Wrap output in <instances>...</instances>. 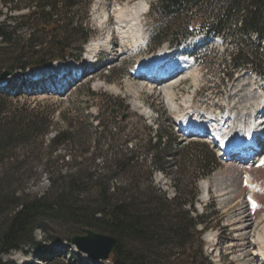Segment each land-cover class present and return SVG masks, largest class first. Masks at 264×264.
Returning <instances> with one entry per match:
<instances>
[{
  "label": "rangeland",
  "instance_id": "374dc122",
  "mask_svg": "<svg viewBox=\"0 0 264 264\" xmlns=\"http://www.w3.org/2000/svg\"><path fill=\"white\" fill-rule=\"evenodd\" d=\"M88 1L77 0V7L73 9L75 16H79V20L83 22L88 16ZM155 2L156 0H92L90 18L86 24L89 32H92L88 44L98 40L103 45L100 48H84L82 64L86 66L83 77L70 82L66 80L63 83V93H56V89L62 86L45 85L47 78L40 74L43 72L33 76L29 71L24 74V80L18 79L19 73L13 74L5 80L4 90L15 83L19 86L18 90L27 93L19 98H11L12 102L24 104L28 101L31 106H53L55 127L48 139L65 129L63 115L77 120L78 124L75 143L55 145L49 149V141L44 138V142L40 141L42 146L38 147L39 153L31 155L33 157L4 158L0 162V179L9 174L13 179L21 180L15 187L30 195H41L50 187L51 175L75 172L82 160L88 173L98 168L99 172L109 175L114 171L110 166V169L106 168V165H110V158H121L124 154L129 156L130 150H133V154L138 152L134 156L139 158L140 165L125 177H134L139 182L134 181L138 187L145 188L152 179L154 187L173 196L174 187L169 178L179 176L183 180L181 192L184 198L195 187L199 188V202L196 206L207 222L203 235L204 256L202 258L199 255L196 238L188 244L185 254L181 249L177 250L172 257L176 263L264 264V249L260 248L258 238V234L264 237V149H260L256 159L251 156L243 162L237 161L220 155L219 147L212 142L207 131L201 136L186 137V131L177 129L184 117L187 118L184 119L186 122H204L208 130L220 131L222 135H217L221 138H217L219 141L227 137L225 142L239 145L245 137L239 138L250 133V130L247 132L245 129L249 125L254 127L255 134H259L256 135L257 138H262L264 124L260 123L264 119V81L249 70L233 68L228 62V55L235 49L234 45H226L220 40H204L202 34L198 35L203 24L202 13L193 19L184 15L178 22L167 23L158 17L159 13L156 15L153 11L152 5ZM139 3L143 5L139 18L142 37L133 34L135 37L129 35L128 38L118 30L120 25H127L126 21L120 22L118 13L132 11ZM26 11L23 9L10 13V9L0 0V23L7 20L6 16ZM156 19L160 20L163 27L166 25V30L170 28V31L163 39L164 43L153 51L149 35L153 28L152 22ZM187 28L196 29V32L187 37L182 48L178 52L175 49L178 50L180 46L168 48L169 39L175 38L172 32L181 35ZM76 38L74 37L78 40ZM160 55L168 56L171 67L175 65L185 69L180 70L173 89L170 90L174 102L178 104L179 113L171 111L167 90L159 88L157 82L146 79L142 72L153 62L155 65ZM179 79L181 80L177 82ZM34 87L40 92L29 96ZM88 88L100 94L91 96L87 92ZM190 105L191 110L188 108ZM112 108H115L114 112L111 111ZM255 134L252 132V135ZM256 136H253L255 140ZM158 137H162L164 141L174 138V143L177 138V143H173L172 148H184L187 151L186 158L190 159L199 158L200 145L208 144L209 149L216 153L218 163L210 169L207 177L201 176L198 168L191 164L183 171L170 164L166 172L153 169L150 159L157 158V153H147L144 149L150 139L156 140ZM179 157H184V154ZM103 162H107L105 167ZM247 173L251 175L247 178L253 180L255 191L246 186ZM205 181L208 183L207 191L202 185ZM242 211H246L255 223L253 228L244 229L241 226L243 224L236 222ZM48 222L52 221L46 220L43 224L48 226ZM66 228L63 223L57 222L50 234L65 237ZM202 228L199 225V229ZM35 237L41 242L40 246L11 251L3 254V259L14 264H46V258L52 253L60 261H69L70 264L91 262L70 241L50 240L41 229L36 230ZM195 255L199 256L194 261ZM93 264L112 263L97 261Z\"/></svg>",
  "mask_w": 264,
  "mask_h": 264
},
{
  "label": "trees",
  "instance_id": "16d2710c",
  "mask_svg": "<svg viewBox=\"0 0 264 264\" xmlns=\"http://www.w3.org/2000/svg\"><path fill=\"white\" fill-rule=\"evenodd\" d=\"M1 1L10 13L27 11L6 16L7 20L0 23V74L8 70L19 73L18 78L24 80V74L31 68L56 61L81 60L84 46L92 36L86 27L92 0L88 1V16L84 22L73 12L77 0ZM152 7L167 23L178 22L184 15L193 19L202 13L203 24L198 35L202 34L204 40L214 38L234 45L228 62L233 68L249 70L264 81V0H156ZM159 21H153L150 30L153 51L164 43L170 31ZM195 32L196 29L191 28L181 35L172 32L175 38L169 39V46L182 48L187 37ZM12 84L0 90V162L4 158L33 157L39 153L40 141L48 139L55 127L53 106L12 102L11 98L27 94L13 92ZM38 92L33 88L28 95ZM87 92L91 96L100 94L91 88ZM62 117L65 129L48 139L49 149L75 143L77 139L78 121ZM175 139V143L174 138L164 141L162 137L148 141L145 152L157 153V158L150 159L152 168L166 172L170 164L183 171L191 164L198 168L201 176L207 177L218 163L216 153L208 144H201L199 158H186L184 148H172V144L177 143ZM134 154L130 150L129 156L110 158V165L103 162L104 167L114 170L109 175L99 172L98 168L88 173L82 160L75 172L51 175L50 187L41 195H30L15 187L21 180L9 174L0 179V264H14L5 261L3 254L40 246L41 242L35 237L39 229L54 241H70L86 228L115 236L119 246L109 258L112 264H178L172 257L178 249L185 254L188 244L196 238L199 255L203 258L207 222L196 206L199 188L195 187L184 198L183 180L179 176L169 178L174 187L173 196L154 187L152 179L145 188L138 187L134 177H125L140 165ZM182 154L184 157L180 158ZM46 220L52 222L46 226L43 224ZM57 222L67 226L65 237L51 236ZM199 225L203 228L199 229ZM53 255L46 258V264H70ZM199 255L194 256V261Z\"/></svg>",
  "mask_w": 264,
  "mask_h": 264
},
{
  "label": "bare ground",
  "instance_id": "6f19581e",
  "mask_svg": "<svg viewBox=\"0 0 264 264\" xmlns=\"http://www.w3.org/2000/svg\"><path fill=\"white\" fill-rule=\"evenodd\" d=\"M142 8H143V5H142V3H139V4H137L136 5V7H134V9H132V11H127L126 12V10H124V11H120L119 13H118V17H119V19H120V22H125L126 21V23H127V25L126 26H123V25H120L119 26V28H118V30H119V32H120V34H122V35H125L126 37H128L129 35L131 36V35H133V34H140V32H141V22H140V24H139V18H140V14H141V11H142ZM123 18H125V19H123ZM130 28V32H128V30H127V28ZM128 28V29H129ZM134 36V35H133ZM132 36V37H133ZM135 37V36H134ZM129 38V37H128ZM136 39V38H135ZM124 41H125V39H124ZM138 41H136V43H137ZM133 43V42H132ZM102 42L101 41H92V42H90L88 45H86V46H88V48H100V47H102ZM163 58H167V59H169L168 58V56L167 55H165V56H163ZM170 60V59H169ZM62 63H57V64H55V65H52V66H50V67H39V68H37V69H32V70H30L31 71V73L32 74H37V73H40V72H47V70L48 69H53V70H58V71H61V69L63 68V69H66V68H70V67H74V68H77L78 66V62H69V63H67L66 65H61ZM57 65H59V67L57 66ZM61 66V67H60ZM59 68H61L60 70H59ZM181 69V67H177L175 70H176V72L178 71V70H180ZM182 69H184V68H182ZM181 69V70H182ZM149 70V69H148ZM185 70V69H184ZM149 72H152V71H149ZM180 73V72H179ZM179 73H178V75H179ZM152 79V78H151ZM171 81V82H170ZM170 82V83H169ZM174 81L173 80H169V81H165L164 82V84L163 85H161V88L163 87V86H166L167 84H171V86L167 89V95H168V98H169V100H170V104H171V106L173 107V111H175V109H178V104L176 103V102H174V99H173V94H171L170 93V90H172L173 89V86H174ZM135 90H137V89H135ZM188 102V101H187ZM171 111H172V109H171ZM184 119H187V118H184V117H182V120H181V122H182V124L183 125H186V124H188L189 125V127H190V129H192V128H196L197 127V129H199V128H201V126L200 125H202L203 126V123H200V122H189V121H184ZM190 120V119H189ZM190 121H194V120H190ZM186 122V123H185ZM227 122V121H226ZM225 123V122H224ZM253 124V123H252ZM182 127V126H181ZM246 127V126H245ZM239 129V128H238ZM245 129H247V132L250 130V133L248 132L247 134H246V136H245V139L243 140V142L242 143H240V145H237V143H227V142H225V141H227V137L226 138H223V140L222 141H219V140H217L218 142H220V144L222 145V147H224L225 149H226V151L227 152H225L224 154H223V152L224 151H221V155H224V156H226L227 154L229 155V157H230V159H233V160H237V161H239L238 160V158L240 159V160H243L244 158H245V156H242L244 153H245V150H242V151H238V153L236 154V152L235 151H231L230 149L231 148H233V147H235V148H243L244 147V145L243 144H245V145H247L248 144V139L251 137L252 138V132H253V134H255L254 133V127H252V125H249L248 127H246ZM257 130V129H256ZM212 132H215L214 134H215V137H216V139L218 138V139H221L219 136H217V135H222V133L220 132V131H212ZM256 135H259L258 133L257 134H255V136ZM256 138H257V136H256ZM264 135H262V138H257L256 140H254V141H252V142H250V144H248V145H250L251 146V148H249L251 151L255 148V147H257V146H259V148L260 149H263L264 148ZM231 144H233V145H231ZM235 145V146H234ZM237 146V147H236ZM245 149V148H244ZM221 150V149H220ZM253 152V151H252ZM240 154H242V155H240ZM256 157V156H255ZM255 157H254V159H255ZM261 160H263V158L261 159ZM250 176L251 177V175L249 174V173H247L246 174V178H247V176ZM246 178H245V183H246V186H248L249 188H251L252 189V191H255V186H254V182H253V180H251L249 177L247 178V181H246ZM203 188H204V190H206L207 188H208V183L205 181V182H203ZM250 189V190H251ZM207 191V190H206ZM251 195V194H250ZM252 196V195H251ZM252 199H253V196H252ZM242 213V214H241ZM240 213V216L239 217H237V223H240V224H243V225H241V226H244L243 228L244 229H248V228H253L254 227V225H255V223L254 222H252V220H251V218L249 217V215H247L246 214V211H242ZM264 236V235H263ZM249 238V237H248ZM258 238H259V240H260V248L263 250L264 249V237H262L261 235H259L258 234Z\"/></svg>",
  "mask_w": 264,
  "mask_h": 264
},
{
  "label": "water",
  "instance_id": "95a60500",
  "mask_svg": "<svg viewBox=\"0 0 264 264\" xmlns=\"http://www.w3.org/2000/svg\"><path fill=\"white\" fill-rule=\"evenodd\" d=\"M14 73L8 70L0 74V80H5ZM115 108H112L114 112ZM71 245L94 260L108 261L119 246L117 237L86 228L83 234H75L70 239Z\"/></svg>",
  "mask_w": 264,
  "mask_h": 264
}]
</instances>
